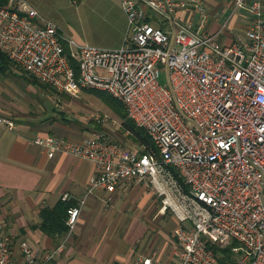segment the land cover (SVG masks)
<instances>
[{"label":"built area","instance_id":"2783aa9c","mask_svg":"<svg viewBox=\"0 0 264 264\" xmlns=\"http://www.w3.org/2000/svg\"><path fill=\"white\" fill-rule=\"evenodd\" d=\"M120 6L129 34L119 47L103 48L78 43L27 0H0V52L56 92L110 94L156 151L127 148L103 132L79 141L53 134L31 141L49 157L91 161L88 193L149 183L162 211L179 222L171 264H264V0H232L250 19L227 45L205 30L219 17L206 0H120ZM183 9L198 14L196 28L177 17ZM0 123L14 126L8 118ZM83 203L68 210L69 231L52 252L38 254L27 242L15 252L0 223V264H49Z\"/></svg>","mask_w":264,"mask_h":264},{"label":"crops","instance_id":"0c3cea01","mask_svg":"<svg viewBox=\"0 0 264 264\" xmlns=\"http://www.w3.org/2000/svg\"><path fill=\"white\" fill-rule=\"evenodd\" d=\"M84 1H89L88 6H93L98 12L97 6L106 2L100 14L107 18L108 23H115L119 30L118 41L109 48L119 47L129 34L127 16L120 0ZM28 2L45 18L60 26L37 0ZM108 5H111L110 9ZM206 7L211 14L219 12V17L210 19L205 30L216 35L222 44L232 43L249 23L248 14L244 10H235L232 0H206ZM177 17L196 28L198 14L195 11L179 10ZM5 71H9L8 66ZM8 110L9 106L0 102V118H8ZM13 123V128L0 123V223L15 252L22 242H27L38 254L52 252L59 246L67 234L49 235L44 232L40 227L41 213L45 208L54 207L67 194L68 198L62 200H68L73 206H79L82 200L84 203L69 239L49 264H143V258H150V264H171L176 259L178 246L173 234L179 222L170 210L162 211L161 200L153 199L155 193L149 183L121 182L114 192L98 187L88 193L94 175L91 161L63 153L49 157L31 141L35 135L49 132L20 121ZM91 134L77 137L69 134L64 138L79 141ZM138 186L143 190L140 191ZM133 192L136 196L151 199L148 212L128 211L130 207H127L126 200L133 202ZM167 212L175 223L169 236L164 229ZM152 216L158 217L157 224Z\"/></svg>","mask_w":264,"mask_h":264},{"label":"rangeland","instance_id":"374dc122","mask_svg":"<svg viewBox=\"0 0 264 264\" xmlns=\"http://www.w3.org/2000/svg\"><path fill=\"white\" fill-rule=\"evenodd\" d=\"M37 3L59 23L64 34L78 43L109 48L118 41V26L108 23L107 18L100 14L105 9L106 2L98 3L100 12L93 6L89 7V1L84 0L78 4L72 0H37ZM108 7L110 9L111 5ZM7 66L9 71L0 73V102L9 106L6 115L8 119L63 137L69 134L77 137L90 132H103L107 138L112 137L127 148L141 149V145L122 128L121 118L95 93L88 90L76 95L59 93L50 87H42L44 85L37 78L12 62L7 63ZM166 78L167 73L162 71L159 80L163 83ZM138 189L143 190L141 186ZM150 192L152 193L151 189ZM132 195L133 202L126 200L127 207H130L128 211L148 212L151 199L136 196L134 192ZM153 199L160 201L161 198L155 195ZM158 210L157 207L156 211ZM152 218L157 224L158 217ZM164 219V229L169 236L175 224L174 219L169 212Z\"/></svg>","mask_w":264,"mask_h":264},{"label":"trees","instance_id":"16d2710c","mask_svg":"<svg viewBox=\"0 0 264 264\" xmlns=\"http://www.w3.org/2000/svg\"><path fill=\"white\" fill-rule=\"evenodd\" d=\"M9 62L11 61L0 52V73L5 71L7 63ZM42 85V87H49L43 83ZM88 91L93 92L101 97V99L116 112V114L121 118L122 128L128 133L129 137H132L135 142L141 145V152L156 151V147L152 138L142 128L138 127L131 118L128 117L127 112L120 101L105 92L96 90ZM71 207H74L73 203L69 202L68 200L61 199L54 207L45 208L41 213V229L49 235L67 234L69 231V226L67 225V219L69 216L68 210ZM223 253L227 254L228 250L224 249Z\"/></svg>","mask_w":264,"mask_h":264}]
</instances>
